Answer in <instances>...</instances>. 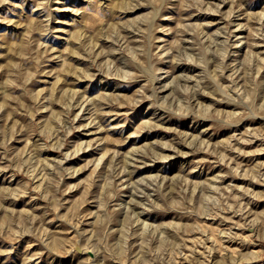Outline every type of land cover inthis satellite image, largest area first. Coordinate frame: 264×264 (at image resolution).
I'll return each instance as SVG.
<instances>
[{
    "label": "rangeland",
    "instance_id": "obj_1",
    "mask_svg": "<svg viewBox=\"0 0 264 264\" xmlns=\"http://www.w3.org/2000/svg\"><path fill=\"white\" fill-rule=\"evenodd\" d=\"M0 264H264V0H0Z\"/></svg>",
    "mask_w": 264,
    "mask_h": 264
},
{
    "label": "bare ground",
    "instance_id": "obj_2",
    "mask_svg": "<svg viewBox=\"0 0 264 264\" xmlns=\"http://www.w3.org/2000/svg\"><path fill=\"white\" fill-rule=\"evenodd\" d=\"M216 40V39H215ZM209 48V47H208ZM121 64V63H120ZM121 66V65H120ZM123 68V67H122ZM114 158V157H113ZM135 198V197H134Z\"/></svg>",
    "mask_w": 264,
    "mask_h": 264
}]
</instances>
